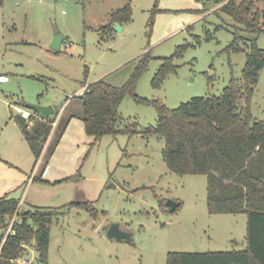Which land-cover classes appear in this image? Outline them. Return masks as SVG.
<instances>
[{"label":"rangeland","instance_id":"rangeland-1","mask_svg":"<svg viewBox=\"0 0 264 264\" xmlns=\"http://www.w3.org/2000/svg\"><path fill=\"white\" fill-rule=\"evenodd\" d=\"M242 1L251 5L249 18L264 8V0H237ZM128 3L132 20L122 24L121 31L113 25L112 31L101 32L111 14ZM223 4L216 0H3L0 196L25 195L22 210L31 209V204L61 209L50 224L47 264H167L169 252L246 247L247 214H210L207 176L172 172L163 158L165 138L141 133L158 122L153 104L128 95L119 108L120 126L133 132L95 139L84 130L79 116L82 103L76 97L101 78L116 86L125 84L147 51L153 58L135 91L169 108L197 96H218L232 78L242 83L254 44L264 49V31L258 32L264 29V20H259L257 29H247L220 10ZM56 30L64 38L58 50L51 47ZM185 44L183 56L174 59L175 68L155 87L153 79L164 59ZM31 104L64 111L53 123L39 164L13 119L15 106L30 110ZM247 104L253 118H264V67L250 100L239 102ZM71 114L78 115L57 147L60 124ZM46 162L51 164L48 181L39 179ZM18 173L25 178L33 173L37 179L31 187L25 180L12 188ZM169 199L181 205L171 211ZM77 202L92 205L97 217L75 206ZM114 223L131 233V240L109 238L107 230ZM3 232L0 229V236Z\"/></svg>","mask_w":264,"mask_h":264},{"label":"trees","instance_id":"trees-1","mask_svg":"<svg viewBox=\"0 0 264 264\" xmlns=\"http://www.w3.org/2000/svg\"><path fill=\"white\" fill-rule=\"evenodd\" d=\"M216 1L224 3L220 7L222 12L229 14L247 29H257L259 20H264V8L249 18L251 5L244 1ZM2 4L3 0H0ZM156 8L157 4L148 23L150 31ZM132 13L130 3L113 12L111 21L101 27V32L112 31L116 22L121 25L130 22ZM261 31L264 29L258 28V32ZM232 47L237 51L243 50ZM187 48L188 45H181L171 57L164 59L153 79L155 87L160 86L175 68L174 59L183 56ZM152 58L150 51L145 52L125 84L116 86L101 78L76 96L82 103L83 113L79 116L84 122L86 134L96 139L105 134L131 133L128 126L121 128L119 115L120 105L128 95H132L138 102L153 104L158 122L141 133L165 138L163 158L168 168L180 175L207 176L210 214L246 213L248 216L247 245L244 249L169 252L167 264H264V118H253L248 104L239 105L240 100L248 102L254 93L259 72L264 67V49L254 44L243 70L242 83L232 78L220 95L193 97L177 108H169L136 93L137 81ZM77 115L71 114L62 120L58 129L59 139L66 130L69 118ZM56 116H44L32 111L29 119L14 117L37 157L36 163L52 132ZM42 175L43 172L39 176L40 180ZM19 205L20 200L17 198L8 195L0 197V229L5 231L10 219L17 215L12 227L14 233L7 236L2 247L1 262L14 264L7 259L23 255L27 250L23 244H28L36 248L38 262L47 264L50 224L61 209L33 207L22 210ZM75 206L90 211L93 216L98 215L97 210L88 203L77 202Z\"/></svg>","mask_w":264,"mask_h":264},{"label":"water","instance_id":"water-1","mask_svg":"<svg viewBox=\"0 0 264 264\" xmlns=\"http://www.w3.org/2000/svg\"><path fill=\"white\" fill-rule=\"evenodd\" d=\"M114 29L121 31L123 29L120 23L114 24ZM64 38L59 33L58 30L55 31L54 37L51 43V47L55 50H58L63 42ZM30 109L36 111L37 113L44 115V116H51L56 113L54 107L52 105H39V104H31ZM167 205L170 207L171 211L176 210L181 203L178 201H173L171 199L168 200ZM107 236L109 238H115L116 240H131V233L124 231L120 228L119 224L114 223L112 224L107 230Z\"/></svg>","mask_w":264,"mask_h":264},{"label":"built area","instance_id":"built-area-1","mask_svg":"<svg viewBox=\"0 0 264 264\" xmlns=\"http://www.w3.org/2000/svg\"><path fill=\"white\" fill-rule=\"evenodd\" d=\"M66 47H68V44H66ZM15 112H16V114H18L19 116H21L22 118H25V119H29L31 114H32V111H30L29 109H26V108H24V107H22L20 105L15 106ZM19 206L21 207V203H20ZM16 219H17V215H14L10 219L7 229L4 231V235L0 236V264H2V262H1L2 247H3L4 243L7 240V236L10 233H14V230H13L12 227H13V224L16 221ZM23 245L27 249L26 252L23 255H21L18 258L7 259V260L10 263H14V264H40L38 262V253L36 251V248L34 246H31V245H28V244H23ZM34 251L37 253V255L32 256V253H34Z\"/></svg>","mask_w":264,"mask_h":264},{"label":"crops","instance_id":"crops-1","mask_svg":"<svg viewBox=\"0 0 264 264\" xmlns=\"http://www.w3.org/2000/svg\"><path fill=\"white\" fill-rule=\"evenodd\" d=\"M87 87V86H86ZM53 106V105H52ZM54 107V106H53ZM54 109H55V111H56V113L55 114H57V119H59V118H61V116L63 115V108L61 109V110H57V108L56 107H54ZM30 111H32L31 109H30ZM54 114V115H55ZM17 116H19L18 114H17ZM15 117V116H14ZM69 117V115L68 116H65V118L64 119H66V118H68ZM76 116H73V117H71V118H69V123H68V125H67V127H66V130H65V132H64V134L62 135V137H61V139H60V141H59V143H58V145H57V147L60 145V143H61V141L64 139V136L67 134V132L69 131V129H70V126H71V123H72V121H73V119L75 118ZM14 119V118H13ZM57 119L55 120V121H57ZM14 121H15V119H14ZM61 121V120H60ZM16 122V121H15ZM17 123V122H16ZM54 124H56V123H54ZM83 124H84V122H83ZM18 125V124H17ZM58 125H59V123H58ZM84 130H85V126H84ZM52 132H53V129H52ZM22 133V132H21ZM23 134V133H22ZM92 137V136H91ZM29 144V143H28ZM0 159H1V156H0ZM39 162H37L38 164L41 162L42 163V161L43 160H41V159H39L38 160ZM8 164H9V162H7ZM36 163V164H37ZM47 163V165L44 163V165H46L45 166V168H44V170H41V173H40V175L42 174V172H43V175H42V179L41 180H45V181H48V177H49V174H50V171H51V164H48V162H46ZM11 164H13V163H11ZM2 166L3 167H5V165H3L2 164ZM36 166V165H35ZM38 166V165H37ZM37 168V167H36ZM19 174V173H18ZM21 174V173H20ZM16 175V176H14L13 177V179H14V186H12V188L13 187H15V186H17V185H20V181H25L26 180V182H27V186L28 185H30V184H32L33 185V182L35 181L34 180V178H35V175L32 173V175H28L26 178H25V175H23V173L21 174V175ZM28 180V181H27ZM32 185H30V187L32 186ZM1 196H4V195H1ZM0 196V197H1ZM25 195H21L20 197H18L17 199H19L20 200V203H21V208H22V206L24 205V203H25V201H26V198L27 197H24ZM31 205H33V207H40V206H35L34 204H31ZM33 207H31V208H33ZM52 208V207H51Z\"/></svg>","mask_w":264,"mask_h":264}]
</instances>
